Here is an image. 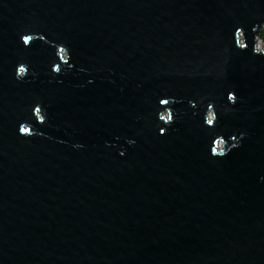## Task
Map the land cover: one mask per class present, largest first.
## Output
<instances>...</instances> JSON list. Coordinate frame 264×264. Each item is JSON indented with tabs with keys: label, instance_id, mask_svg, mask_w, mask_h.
<instances>
[{
	"label": "water",
	"instance_id": "1",
	"mask_svg": "<svg viewBox=\"0 0 264 264\" xmlns=\"http://www.w3.org/2000/svg\"><path fill=\"white\" fill-rule=\"evenodd\" d=\"M264 0H0V264H264Z\"/></svg>",
	"mask_w": 264,
	"mask_h": 264
},
{
	"label": "rangeland",
	"instance_id": "2",
	"mask_svg": "<svg viewBox=\"0 0 264 264\" xmlns=\"http://www.w3.org/2000/svg\"><path fill=\"white\" fill-rule=\"evenodd\" d=\"M257 47L259 48V49H264L263 47H264V32L263 31H261L260 33H259V35H258V39H257Z\"/></svg>",
	"mask_w": 264,
	"mask_h": 264
},
{
	"label": "bare ground",
	"instance_id": "3",
	"mask_svg": "<svg viewBox=\"0 0 264 264\" xmlns=\"http://www.w3.org/2000/svg\"><path fill=\"white\" fill-rule=\"evenodd\" d=\"M264 48V47H263Z\"/></svg>",
	"mask_w": 264,
	"mask_h": 264
}]
</instances>
